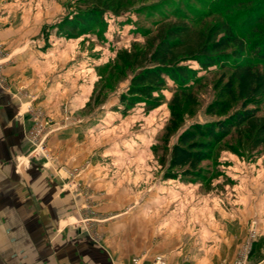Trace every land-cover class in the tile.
Returning <instances> with one entry per match:
<instances>
[{"label":"rangeland","instance_id":"obj_1","mask_svg":"<svg viewBox=\"0 0 264 264\" xmlns=\"http://www.w3.org/2000/svg\"><path fill=\"white\" fill-rule=\"evenodd\" d=\"M218 1L126 0L120 14L108 11L99 27L68 36L62 24L87 7L83 1L0 0V87L18 98L29 161L45 165L67 198L81 202L70 227L114 247L131 264L135 257L264 264V149H244L234 133L214 145L200 175L169 169L185 130L241 108L223 92L232 71L192 61L199 71L192 91L183 94L167 78L155 93L160 106L121 103L132 74L122 69L119 51L146 44L162 23L203 28L225 21ZM255 66L264 72V63ZM177 94L182 120L170 131ZM217 101L229 108L221 111Z\"/></svg>","mask_w":264,"mask_h":264},{"label":"trees","instance_id":"obj_2","mask_svg":"<svg viewBox=\"0 0 264 264\" xmlns=\"http://www.w3.org/2000/svg\"><path fill=\"white\" fill-rule=\"evenodd\" d=\"M80 1L87 7L62 24L68 36L99 27L108 11L118 15L127 9L126 0ZM219 4L224 7L219 9L227 12L225 21L203 28L192 27L184 20L162 23L146 44L135 43L131 49L118 53L122 69L132 74L127 91L121 95V103L127 107L139 102H145L149 108L160 106V97L155 93L167 85V78L183 94L192 91L199 71L189 62H196L205 70L220 66L232 71L223 92L224 96L241 101V108L227 118L195 124L179 136L172 148L169 169H182L190 176L200 175L198 168L210 158L214 145L234 133L238 136L237 144L244 149H264V72L255 66L264 63V0H219ZM216 105L223 112L229 108L223 101ZM182 112L183 100L177 94L171 103L170 131L179 127ZM167 176L176 177L174 173Z\"/></svg>","mask_w":264,"mask_h":264},{"label":"crops","instance_id":"obj_3","mask_svg":"<svg viewBox=\"0 0 264 264\" xmlns=\"http://www.w3.org/2000/svg\"><path fill=\"white\" fill-rule=\"evenodd\" d=\"M25 120L16 93L0 87V264H131L70 227L81 202L67 198L45 165L29 161Z\"/></svg>","mask_w":264,"mask_h":264},{"label":"built area","instance_id":"obj_4","mask_svg":"<svg viewBox=\"0 0 264 264\" xmlns=\"http://www.w3.org/2000/svg\"><path fill=\"white\" fill-rule=\"evenodd\" d=\"M254 224H256V221L254 222ZM253 231V230H252ZM133 264H141V258L140 257H135L132 261ZM156 264H166V262L164 261V259L162 257H158L155 260ZM239 264H244L242 262H240Z\"/></svg>","mask_w":264,"mask_h":264}]
</instances>
